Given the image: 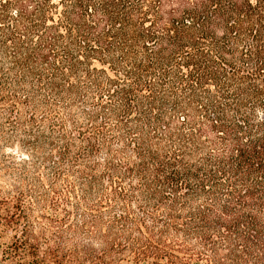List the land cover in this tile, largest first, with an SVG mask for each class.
<instances>
[{
    "label": "trees",
    "instance_id": "16d2710c",
    "mask_svg": "<svg viewBox=\"0 0 264 264\" xmlns=\"http://www.w3.org/2000/svg\"><path fill=\"white\" fill-rule=\"evenodd\" d=\"M0 264H264V0H0Z\"/></svg>",
    "mask_w": 264,
    "mask_h": 264
}]
</instances>
